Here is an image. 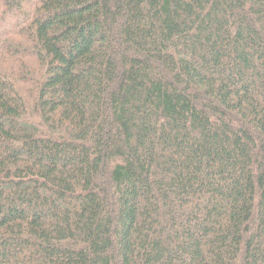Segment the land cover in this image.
Listing matches in <instances>:
<instances>
[{
    "label": "trees",
    "instance_id": "1",
    "mask_svg": "<svg viewBox=\"0 0 264 264\" xmlns=\"http://www.w3.org/2000/svg\"><path fill=\"white\" fill-rule=\"evenodd\" d=\"M0 264H264V0H0Z\"/></svg>",
    "mask_w": 264,
    "mask_h": 264
}]
</instances>
